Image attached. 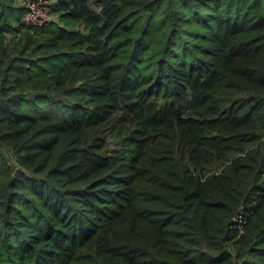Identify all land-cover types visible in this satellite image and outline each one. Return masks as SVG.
Returning a JSON list of instances; mask_svg holds the SVG:
<instances>
[{
    "label": "trees",
    "instance_id": "16d2710c",
    "mask_svg": "<svg viewBox=\"0 0 264 264\" xmlns=\"http://www.w3.org/2000/svg\"><path fill=\"white\" fill-rule=\"evenodd\" d=\"M0 0V264H264V0Z\"/></svg>",
    "mask_w": 264,
    "mask_h": 264
},
{
    "label": "built area",
    "instance_id": "2783aa9c",
    "mask_svg": "<svg viewBox=\"0 0 264 264\" xmlns=\"http://www.w3.org/2000/svg\"><path fill=\"white\" fill-rule=\"evenodd\" d=\"M29 8L24 20L30 24H41L49 19V3L46 0L40 2L26 1Z\"/></svg>",
    "mask_w": 264,
    "mask_h": 264
},
{
    "label": "rangeland",
    "instance_id": "374dc122",
    "mask_svg": "<svg viewBox=\"0 0 264 264\" xmlns=\"http://www.w3.org/2000/svg\"><path fill=\"white\" fill-rule=\"evenodd\" d=\"M47 2L49 1V0H46ZM50 1H52V0H50Z\"/></svg>",
    "mask_w": 264,
    "mask_h": 264
}]
</instances>
